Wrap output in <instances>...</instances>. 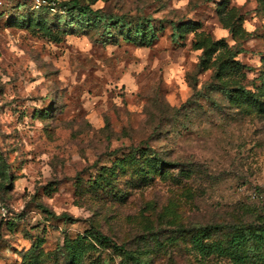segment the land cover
Returning a JSON list of instances; mask_svg holds the SVG:
<instances>
[{
	"label": "rangeland",
	"instance_id": "374dc122",
	"mask_svg": "<svg viewBox=\"0 0 264 264\" xmlns=\"http://www.w3.org/2000/svg\"><path fill=\"white\" fill-rule=\"evenodd\" d=\"M0 198V264H264V0H0Z\"/></svg>",
	"mask_w": 264,
	"mask_h": 264
},
{
	"label": "built area",
	"instance_id": "2783aa9c",
	"mask_svg": "<svg viewBox=\"0 0 264 264\" xmlns=\"http://www.w3.org/2000/svg\"><path fill=\"white\" fill-rule=\"evenodd\" d=\"M10 215L8 204L0 198V217L6 218Z\"/></svg>",
	"mask_w": 264,
	"mask_h": 264
},
{
	"label": "trees",
	"instance_id": "16d2710c",
	"mask_svg": "<svg viewBox=\"0 0 264 264\" xmlns=\"http://www.w3.org/2000/svg\"><path fill=\"white\" fill-rule=\"evenodd\" d=\"M73 3H74V1H73ZM104 239L105 240H110L111 241V243L114 245V247H116V248H120L122 251H125V253H130V251H126L125 249H124V246L123 245H120L119 243H118V241L117 240H115L114 238H112V237H104Z\"/></svg>",
	"mask_w": 264,
	"mask_h": 264
}]
</instances>
